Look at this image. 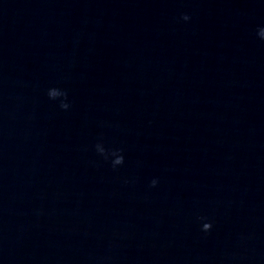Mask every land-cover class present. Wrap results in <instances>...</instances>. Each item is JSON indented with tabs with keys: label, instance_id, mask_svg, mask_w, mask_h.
Here are the masks:
<instances>
[{
	"label": "water",
	"instance_id": "95a60500",
	"mask_svg": "<svg viewBox=\"0 0 264 264\" xmlns=\"http://www.w3.org/2000/svg\"><path fill=\"white\" fill-rule=\"evenodd\" d=\"M0 264H264V0H0Z\"/></svg>",
	"mask_w": 264,
	"mask_h": 264
}]
</instances>
